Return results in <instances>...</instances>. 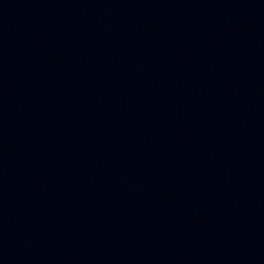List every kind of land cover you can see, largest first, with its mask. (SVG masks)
<instances>
[{
  "label": "water",
  "instance_id": "obj_1",
  "mask_svg": "<svg viewBox=\"0 0 264 264\" xmlns=\"http://www.w3.org/2000/svg\"><path fill=\"white\" fill-rule=\"evenodd\" d=\"M0 264H264V0H0Z\"/></svg>",
  "mask_w": 264,
  "mask_h": 264
}]
</instances>
